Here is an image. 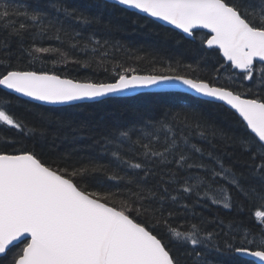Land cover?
Masks as SVG:
<instances>
[{
    "label": "snow or ice",
    "instance_id": "snow-or-ice-1",
    "mask_svg": "<svg viewBox=\"0 0 264 264\" xmlns=\"http://www.w3.org/2000/svg\"><path fill=\"white\" fill-rule=\"evenodd\" d=\"M118 7L174 26L223 62L140 56L143 49L106 38L121 30L104 15ZM0 30L8 34L0 42V90L38 107L62 106L45 109L36 125L17 115L11 99L0 100V264H241L249 257L264 264V0H49L47 7L0 0ZM13 37L18 54L10 51ZM44 40L59 46H38ZM119 52L147 60L151 71L126 67L115 60ZM14 56L30 62L13 64ZM46 58L53 68L76 63L93 75L27 70ZM100 72L105 79L95 78ZM165 88L222 102L237 129L190 105L159 117L134 109L79 123L72 112L80 102ZM82 133L94 150L86 158L36 151L49 135L78 143ZM211 206L250 214L258 230L205 218Z\"/></svg>",
    "mask_w": 264,
    "mask_h": 264
},
{
    "label": "trees",
    "instance_id": "trees-1",
    "mask_svg": "<svg viewBox=\"0 0 264 264\" xmlns=\"http://www.w3.org/2000/svg\"><path fill=\"white\" fill-rule=\"evenodd\" d=\"M34 4H38L40 7H47L49 0H32ZM65 2L71 6H78L85 3H90L91 0H65ZM106 19L113 20L114 23H118L121 26L119 32H114L110 38L114 41H119L121 44L126 45L129 49H143L139 53L143 56L145 53L152 55H158L165 59L172 58L173 60L180 59L184 64H194L200 56H205L209 65L222 63L223 61L219 58L217 52L209 50L207 53H203L199 50L197 40L195 43L191 42L182 33L175 29L164 26L163 24L154 21L151 18H145L144 15L132 14V11H121L118 8L110 9L104 13ZM73 27L78 26L73 24ZM91 31V29L89 30ZM7 32L0 30V42L7 39ZM200 33H197L199 36ZM30 37L25 36V46L30 43ZM10 51L17 53L19 48V40L13 37L10 41ZM59 46L54 40H44L43 42L38 41V46L48 45ZM64 51H69L67 45L63 47ZM18 54V53H17ZM0 55H3L0 52ZM70 56H75L74 52H69ZM47 62L36 60L31 68L27 70H44V71H55L56 74L67 76L68 78L81 79L84 77L92 76L93 72L91 69L81 67L76 63H68L67 65L58 64L57 67L53 68L50 62V58H46ZM77 59H84V57L77 56ZM115 60L123 62L126 67L132 66L137 67L141 70L142 74L149 73L151 71V65L147 60L133 61L127 59L123 52L115 54ZM29 60L17 61L15 56L13 57V64L21 63L27 65ZM161 65H157L160 67ZM3 69H0L2 71ZM183 70H181V73ZM172 74V73H166ZM203 74V73H202ZM211 75V73H208ZM227 75V72L221 74V79ZM96 79H105L106 76L103 72H100ZM11 99L13 107L18 116L23 118L30 124L38 125L40 123L39 116L47 108H53L54 106H43L38 107L37 103L27 102L26 99L17 100L16 96H7L3 90H0V100ZM181 105L194 106L198 109L199 113L202 114V118L207 119L222 126L226 129H237L236 118L232 111H229L226 105L222 103H207L202 98L198 99L193 95L183 92H161V93H141L130 97H114L106 99L104 103L97 102H84L81 103V107L73 109L72 112L75 115L77 123L83 121L88 122L92 117H100L104 114L129 116L131 111L136 109L140 111H147L150 116L159 117L165 109L171 108L172 110H179ZM62 107V106H60ZM59 108V107H55ZM2 135V134H0ZM9 136L12 133H8ZM88 133H82L80 142L72 143L70 140H64L63 138L54 139L52 135H49L44 140H37L35 148L37 152H43L49 158H56L57 156L64 153H71L73 158H86L93 154V149L89 147L92 144V140L88 138ZM193 142L198 143L199 139L196 138ZM25 143L29 146H33V141L28 140ZM206 147V145H205ZM218 147H220L218 145ZM231 152L232 149L228 148ZM237 157H240V153H236ZM107 162V161H105ZM91 182V181H90ZM196 211H200L197 209ZM203 216L207 219L218 217L225 221V225L229 221H235L237 224L242 223L245 227L251 228L254 231L258 230L257 223L254 222L249 215L239 216L235 211H229L223 209L222 206H211L203 211ZM178 222V221H177ZM209 230H213L211 227ZM177 254L180 256L182 261L185 259V249H177ZM187 264H193L192 261H188ZM241 264H256L254 261L246 259Z\"/></svg>",
    "mask_w": 264,
    "mask_h": 264
},
{
    "label": "water",
    "instance_id": "water-1",
    "mask_svg": "<svg viewBox=\"0 0 264 264\" xmlns=\"http://www.w3.org/2000/svg\"><path fill=\"white\" fill-rule=\"evenodd\" d=\"M142 15H144V14H142ZM151 19H153V18H151ZM157 22L163 24L164 26H167V27H170V28H172V29H175L174 26L166 25V24H164V22H162V21H157ZM175 30H177L178 32L182 33V32H181L180 30H178V29H175ZM205 31H206V30H205ZM182 34H183V33H182ZM183 35L186 37V34H183ZM147 92H150V93H161V92H183V93H187V94H190V95L195 96V93H190V92H188V91H187L186 89H184V88H165V89H141V90H138L137 92H130V93L126 94V95H122V96H118V97H130V96H135V95H138V94H141V93H147ZM195 97H196V96H195ZM23 99H26V100H27V98H23ZM84 102H95V101H84ZM84 102H80V103H84ZM34 103L39 104V102H34ZM220 103H222V102H220ZM45 106L60 107V105H45ZM247 259L254 261L253 258H250V257L247 258ZM254 262L256 263V261H254Z\"/></svg>",
    "mask_w": 264,
    "mask_h": 264
}]
</instances>
